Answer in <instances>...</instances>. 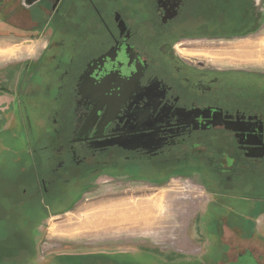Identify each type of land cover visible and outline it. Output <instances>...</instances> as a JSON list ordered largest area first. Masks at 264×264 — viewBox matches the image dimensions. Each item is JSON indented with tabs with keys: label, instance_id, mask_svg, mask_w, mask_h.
Returning <instances> with one entry per match:
<instances>
[{
	"label": "flooded vegetation",
	"instance_id": "flooded-vegetation-1",
	"mask_svg": "<svg viewBox=\"0 0 264 264\" xmlns=\"http://www.w3.org/2000/svg\"><path fill=\"white\" fill-rule=\"evenodd\" d=\"M263 15L264 0H0V49H17L0 54V123L14 112L41 143L12 171L24 186L10 212L0 200V221L24 230L80 189L121 201L180 184L211 190L220 225L237 212L219 198L252 220L264 209V70L197 55L256 40ZM91 254L103 257L86 264H138Z\"/></svg>",
	"mask_w": 264,
	"mask_h": 264
},
{
	"label": "rangeland",
	"instance_id": "rangeland-1",
	"mask_svg": "<svg viewBox=\"0 0 264 264\" xmlns=\"http://www.w3.org/2000/svg\"><path fill=\"white\" fill-rule=\"evenodd\" d=\"M261 20L264 21V15ZM256 37V40L247 38L225 44L224 50H204L203 55L197 56L214 62L230 61L237 68L248 66L264 70V29ZM178 48L180 54L188 55L186 50ZM4 62L0 61L2 73L8 72L7 66L11 64L7 62L6 65ZM16 63L15 69L19 70L23 62ZM10 116H14V112L0 123V169L14 175L12 171L15 172L16 166L24 168L29 163V152L37 150L41 143L29 142L26 134L29 127L22 119V122L18 119L10 122ZM180 185L175 189L173 186H162L159 190L145 187L142 189L144 198L121 201L100 200L109 193L105 188L98 190L95 187L93 193H90L91 189H80L63 206L51 210L57 213L47 219H42L38 209H35L29 222L21 226L24 230H13L10 222L0 221V262L86 264L103 257L101 254L95 256L91 251H108L111 247L113 251H127L125 256L128 261L138 264H223L237 255L238 261L229 264H264V209L255 213L252 220L238 219L239 213L249 211L250 206L243 210L237 199L219 198L220 203L224 202V210L234 207L237 212L229 222L220 225L217 213L223 210L214 201L212 204L209 202L216 197L210 194L211 190ZM149 200L154 202L157 209L154 212L158 216L155 227L139 229L138 232L128 230H136L138 220L143 224L153 216L152 211L142 213L137 207L141 201ZM119 204H124L120 210L104 212V208ZM95 211L96 220L92 225L94 232H90L84 228V221L87 215ZM142 224L141 227L147 228V225ZM220 243L228 244L230 249L225 247L224 250L219 246ZM245 249L251 252L245 254Z\"/></svg>",
	"mask_w": 264,
	"mask_h": 264
},
{
	"label": "crops",
	"instance_id": "crops-1",
	"mask_svg": "<svg viewBox=\"0 0 264 264\" xmlns=\"http://www.w3.org/2000/svg\"><path fill=\"white\" fill-rule=\"evenodd\" d=\"M17 51V49L16 48H14V47H11V46H5L4 47V49L3 50H1L0 49V54H7L8 56L9 55H11V54H13V53H15ZM252 53V52H251ZM1 98V97H0ZM4 99H7L8 97H3ZM3 98H1L0 100H2ZM15 175H11V172L10 173H5L2 169H0V189H1V184L2 183H6L7 184V186H5V189L7 188L8 190H9V192H10V190H11V188L12 187H14V190H15V185H11V184H13V182H15ZM7 180V181H6ZM11 180H14L13 182L11 181ZM5 181V182H4ZM150 202H145V201H141L140 202V204H138V208H140V210L142 211V213H144V212H153V216L151 217V218H149V220L148 221H146V222H144L143 224L140 222V220H138L139 221V225H138V227H137V229L136 230H134V229H128V230H131V231H139V229H153L155 226V224H156V222H157V219H158V216L155 214L154 215V212H155V210H157V209H155V204H154V202H152V200H149ZM122 203H124V201L122 202ZM124 204H119V205H114L115 207H113V208H104V212H107L108 210H110V209H114L115 211H118V210H120L122 207H120V206H123ZM117 206H119V207H117ZM93 213H96V211L95 212H93ZM93 213H91V214H93ZM3 216V214L2 213H0V218ZM88 216V215H87ZM90 216V215H89ZM4 217H6V215L4 214ZM8 217V221H10V217L9 216H7ZM88 218V217H87ZM95 221V220H94ZM94 221L91 223V225H93V223H94ZM85 222V223H84ZM83 223L85 224V226H84V228L85 229H87L88 231H93L94 232V228L93 227H90V229H88V224H87V219L85 218V221H84ZM83 223H81V225H83ZM141 224H142V226L143 225H147V228H145V227H141ZM90 225V226H91ZM128 230H126V231H128ZM136 232V233H137ZM130 234V233H129ZM1 264V263H0Z\"/></svg>",
	"mask_w": 264,
	"mask_h": 264
},
{
	"label": "trees",
	"instance_id": "trees-1",
	"mask_svg": "<svg viewBox=\"0 0 264 264\" xmlns=\"http://www.w3.org/2000/svg\"><path fill=\"white\" fill-rule=\"evenodd\" d=\"M16 176H19V174H17ZM7 181V180H6ZM12 182H13V180H11ZM19 181V178L18 179H16V188H15V193H16V195H18L19 196V194L21 193V188L24 186V182H21V183H19L18 182ZM5 182V181H4ZM5 186H7V184L6 183H2L1 184V189H0V200H1V208H2V211L4 210V208L6 209L5 211L6 212H10V208H11V206H10V204H7L5 201H7V197H8V195L11 193V192H14V187H12L11 188V190H10V192H9V190L6 188L5 189ZM13 194V193H12ZM9 197H12V195H10ZM12 199V198H11ZM20 198H18V200H17V202L18 203H20ZM4 212V211H3ZM1 218H3V216L1 217ZM1 263V262H0ZM20 263H22V262H17L16 264H20ZM2 264V263H1Z\"/></svg>",
	"mask_w": 264,
	"mask_h": 264
},
{
	"label": "bare ground",
	"instance_id": "bare-ground-1",
	"mask_svg": "<svg viewBox=\"0 0 264 264\" xmlns=\"http://www.w3.org/2000/svg\"><path fill=\"white\" fill-rule=\"evenodd\" d=\"M113 212L116 210H114V209H111ZM111 210H108L107 211V213H110V212H112ZM96 214L97 213H93V214H90V216L88 215L87 217V224H88V229H90V227H92V225H91V223L94 221V220H96ZM113 215V214H112ZM95 216V217H94ZM107 217V216H106ZM100 219V218H99ZM91 225V226H90Z\"/></svg>",
	"mask_w": 264,
	"mask_h": 264
}]
</instances>
